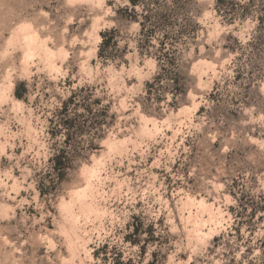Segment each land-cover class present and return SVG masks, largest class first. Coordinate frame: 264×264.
Masks as SVG:
<instances>
[{
    "label": "rangeland",
    "instance_id": "1",
    "mask_svg": "<svg viewBox=\"0 0 264 264\" xmlns=\"http://www.w3.org/2000/svg\"><path fill=\"white\" fill-rule=\"evenodd\" d=\"M137 1L0 0V264H264V0Z\"/></svg>",
    "mask_w": 264,
    "mask_h": 264
},
{
    "label": "trees",
    "instance_id": "2",
    "mask_svg": "<svg viewBox=\"0 0 264 264\" xmlns=\"http://www.w3.org/2000/svg\"><path fill=\"white\" fill-rule=\"evenodd\" d=\"M129 2L132 4V5H136L137 4V0H129ZM109 35V33H103L101 35L102 37V42L100 44V49L105 47V45H107L108 43V38L107 36ZM16 94H17V90H16ZM18 96V95H17ZM53 169L54 171H56V173L58 174V176L60 178L63 177V173H64V169H65V163L63 162L61 156H55L53 159ZM148 264H151V263H148Z\"/></svg>",
    "mask_w": 264,
    "mask_h": 264
},
{
    "label": "bare ground",
    "instance_id": "3",
    "mask_svg": "<svg viewBox=\"0 0 264 264\" xmlns=\"http://www.w3.org/2000/svg\"><path fill=\"white\" fill-rule=\"evenodd\" d=\"M31 46V45H30Z\"/></svg>",
    "mask_w": 264,
    "mask_h": 264
}]
</instances>
